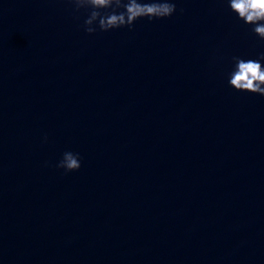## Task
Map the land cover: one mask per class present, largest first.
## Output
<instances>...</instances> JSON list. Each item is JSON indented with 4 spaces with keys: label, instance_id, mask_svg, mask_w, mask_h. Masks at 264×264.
I'll list each match as a JSON object with an SVG mask.
<instances>
[{
    "label": "water",
    "instance_id": "1",
    "mask_svg": "<svg viewBox=\"0 0 264 264\" xmlns=\"http://www.w3.org/2000/svg\"><path fill=\"white\" fill-rule=\"evenodd\" d=\"M175 3L89 34L68 0H0V264H264V96L227 83L264 40Z\"/></svg>",
    "mask_w": 264,
    "mask_h": 264
},
{
    "label": "clouds",
    "instance_id": "2",
    "mask_svg": "<svg viewBox=\"0 0 264 264\" xmlns=\"http://www.w3.org/2000/svg\"><path fill=\"white\" fill-rule=\"evenodd\" d=\"M73 12L84 10L83 29L92 34L122 27L130 30L134 22L147 17L160 19L171 16L176 11L175 0H68ZM236 14L238 20L251 25L250 31L264 40V0H223ZM78 18V17H77ZM233 66L228 73L227 83L237 91L258 93L264 96V52L256 59L233 56ZM46 140L47 137L45 136ZM56 168L65 172L76 171L81 167L79 153L65 151L56 163Z\"/></svg>",
    "mask_w": 264,
    "mask_h": 264
}]
</instances>
